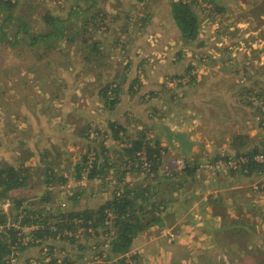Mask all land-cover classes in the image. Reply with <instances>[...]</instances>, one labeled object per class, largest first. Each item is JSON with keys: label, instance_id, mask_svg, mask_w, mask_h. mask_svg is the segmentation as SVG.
Returning <instances> with one entry per match:
<instances>
[{"label": "rangeland", "instance_id": "obj_1", "mask_svg": "<svg viewBox=\"0 0 264 264\" xmlns=\"http://www.w3.org/2000/svg\"><path fill=\"white\" fill-rule=\"evenodd\" d=\"M15 1L13 8L0 7V164H19L18 159L37 150L57 171L66 169L68 176L62 189L63 180L56 181L42 198L44 182L31 178L28 183L33 187L16 196L30 201L27 208L40 209L39 201L47 197L51 198L52 212L63 203V210L68 211L76 201L82 207L90 201L89 208H95V201L104 204L118 196L119 186L144 184L147 191H159L158 198L176 197V207L183 212L192 200L207 201L210 178L226 176L224 171H216V162L227 157L239 161L250 149L259 147L264 152V142L250 143L251 137L264 139V0H197L192 8L199 30L193 41L182 38L172 19L170 5L174 0H96L93 20L99 25L93 28L88 22L87 31L100 41L104 54L99 58L92 52L93 62L83 58L89 48L79 45L82 36L69 44L66 36L70 33L65 32L66 24L71 31L82 27L88 14L83 8L89 0H77L81 7L68 18L67 0ZM215 3L222 12L214 8ZM45 13L64 19L61 36L40 40L31 47L27 45L28 33L43 30L46 20L41 16ZM144 13L151 17L150 23L140 30L139 15ZM8 15L10 19L4 24ZM19 19L29 25L27 32L19 33L15 43H8L16 36ZM120 76L122 83L118 82ZM133 80L137 84L133 83L130 91ZM109 83L124 87L123 93L111 94L110 101H116L111 109L99 93ZM138 84L141 86L136 91ZM258 91L262 98L254 94ZM112 122L123 128L120 133L125 136L146 135L151 145L160 143L163 155L157 172L150 171L152 161L136 154L138 158L131 165L138 169L127 172L130 165L126 164L123 182H118V174L109 175L108 169L93 180L80 182L75 167L84 162V155L92 159L102 148H107L103 152L109 158L118 155L121 145L114 144ZM149 123L150 127H145ZM96 132H100L98 137ZM237 137L244 139L237 141ZM38 160L29 157L24 166L38 171ZM192 169L197 170L196 176L189 173ZM167 176L170 178L165 179ZM256 183H250L251 192L264 199V189L253 190ZM171 186L177 189L170 194ZM12 192L19 194L18 190L9 194ZM72 193L78 194V200ZM210 198L216 201V193ZM232 202L216 203L222 206L223 222L201 216L207 202L200 206V215L181 224L178 233L169 228L171 214L166 213V219L164 213H156L167 227L153 226L139 234L125 254L111 252L109 241L115 229L109 224L108 233L99 230L97 241L91 235L78 239L77 244L66 233L68 237L57 242L46 241V245L43 242L24 250L22 262L33 258L62 264L63 252L73 264H264V208L255 211L256 207L248 209ZM26 203L17 209L10 200L0 199V212L12 220L11 215L27 209ZM226 212L232 217L226 218ZM222 226L229 227L230 236L219 230ZM47 244L55 247L53 255L47 253Z\"/></svg>", "mask_w": 264, "mask_h": 264}, {"label": "trees", "instance_id": "obj_2", "mask_svg": "<svg viewBox=\"0 0 264 264\" xmlns=\"http://www.w3.org/2000/svg\"><path fill=\"white\" fill-rule=\"evenodd\" d=\"M95 2L96 0H89V4L86 5L85 8H83L84 14H86V12L88 14L85 17L86 21L82 23L81 28H76L74 29V31H71L70 28H67V24L65 25V32L70 33V36H66L67 43H77V39L82 36L79 45H81V47L84 46V49L87 47L89 48L90 51L87 49L83 54V58L88 62L91 60L92 62L95 61V58H90L89 56L92 52H96V55L99 58H101V56L104 54V52L100 48V41L94 40V38H92L91 36V32L87 31L91 25H89L88 22L93 23L91 25L93 28H96L99 25V23H96L93 20L94 18L96 19L97 16V14L93 13V5ZM15 3V0H0V7L3 6L13 8ZM197 3V0H174L170 5L172 19L185 41H193L198 36L199 21L192 8V6L196 5ZM65 5L69 7L67 13L65 14V18H68V16L72 14L73 10L78 9L79 6L81 7V3L77 0H67ZM216 5V3L213 4L214 8L222 12L223 9L221 10V8ZM41 17L46 20L44 22L45 25L43 27V30L38 34L28 33L29 39L27 45L31 47L37 44L40 40L48 41L60 38L61 36L59 30L64 26V19L59 18L60 16L57 14L53 16L51 13H45ZM150 18L151 17L146 13H144L143 16L139 15L140 30L146 28V26L150 23ZM8 19H10L9 15L4 19L6 20L4 24L7 23ZM19 21L22 25L20 24L15 38L10 41L8 40V43H10L11 41L15 43L17 41L19 33L27 32V27H29V25L22 21V19H19ZM57 23H60L58 27ZM69 25L70 23H68V27ZM108 30L109 28H105V31ZM21 39L23 42H27L24 37H21ZM128 42L129 39H126V45H128ZM122 81L123 78H121L120 76V80L118 82L122 83ZM113 83L116 82L113 81ZM133 83L137 84V80H133L129 89L130 91ZM140 86L141 85L139 84L135 85L134 89L136 88L137 91ZM122 88L123 86L119 84L109 83L105 88L99 89V93L101 92L100 95L104 99V105L107 108L111 109L116 104L115 100L110 101L111 94L123 93ZM254 94L258 95L257 97L260 98H262L263 95V93L260 91ZM145 98H147V96ZM109 126L112 130V136L115 140L114 144L121 145L119 148L117 147V149L119 150L118 155L116 156V158H109L108 156H106V153L103 152L104 150L107 151V148H102L101 150H99V152H97L96 150V155L93 153V155L95 156H93L92 159L84 155V162L81 165H77L75 167L77 171V177L80 178L79 181L82 179H84L85 181L88 179L93 180L94 178H96V176H100L106 173V169H108L109 175L114 176L115 174H118V182H123V176L126 174V164L130 165V169L127 172L131 173L138 169L131 164H135V160H137L138 158L136 156V153L141 150H144L146 152L147 159L152 161L150 171L155 174L154 172H157L158 166L159 164H161L160 159L163 155L161 152V150L163 149L161 148V146L159 147V143L155 142L153 145H151V139L146 135H141L139 138L133 137L131 135L125 136V133H120L123 128L118 124H114V122H112ZM262 128L264 127L262 126ZM85 133L84 134L87 139H91L89 138V133ZM84 134L82 136H84ZM99 134L100 132H96L97 137L99 136ZM242 139H244V137H237L235 140L240 141ZM256 149L259 150L256 152ZM256 149H250L248 153L245 154V156L249 158L247 163H238V169L236 171H232L233 169L226 170L225 175L227 176L232 174H239L241 172L243 176L254 177L259 184L258 187L264 189V182L261 181L264 180V164L258 163L253 160L251 161L254 155L262 153V149L260 147ZM36 151L37 150L26 154L27 156L25 158L18 159L19 164H0V199L10 200L13 204H15L17 209L21 208L23 202L26 203L25 200L27 201V203L25 204V208H27V205L31 206L29 204L30 201L21 197H13L9 194V192L13 190H19L23 194V188L26 187L27 184H29L28 182L31 178L35 179L36 181L40 178V180L44 182L37 183L38 185L41 183L45 186V190H43L41 198L43 196H47V194H49L51 190H53L52 188H54L53 185H55L54 183L56 181L63 180V184H61V186L66 185V182L68 181V176L65 172L66 169L63 172L57 171L53 163H51L50 161L47 162L42 156H40L42 152L38 154ZM45 151L46 152L43 153L47 154L48 150ZM103 155L104 159L101 160L100 157H102ZM34 156L37 158V160L39 159L38 162H40V164L38 163L39 166L37 167L38 169H41H39L38 171H31L30 168L26 167L27 165L24 166V162L26 161V159ZM122 168L123 171L119 172ZM195 170L196 169H192L189 171V173L192 174L195 172ZM172 173L175 174L176 172ZM260 173H262V175H260ZM85 175H87L88 177L85 178ZM164 178L168 179L170 177L167 176ZM31 186L33 187V185ZM150 187L151 189L155 188V186L153 185ZM177 187L181 188L182 185L177 184ZM170 189H172L170 192L171 194L177 188H173V186H171L169 190ZM153 191H147V189L144 188V184H138L135 186L125 184L118 187V193H120L118 196H113L111 200L106 201L104 204L97 205L98 207L95 206V208L85 209L84 207L77 205L76 201L68 211L63 210V208L65 207V203H63L62 206H59V208L57 207V210H55L54 212H52L53 207L50 201L51 198H43L39 201V204H41L42 206L40 209H22L23 211H21V219H18V215H11L13 216L12 221H15V223L19 226H32V224L36 225L37 229L33 230L32 233L28 235V239L26 236L19 237L14 228L7 229L4 227V229L0 231V264H13L10 261V258L17 255L19 259L17 262H14V264H31L29 261L30 259H26L24 262H22V253L24 250L30 247L35 248L43 242L45 244L46 241L55 240L57 242L62 238L68 237L66 233H71V237H69V239L75 241L77 244L81 238H86L91 235L94 236L93 239L97 238V241L98 237L96 236H99V230L102 229L105 230L104 233L106 231L108 233L111 225L114 227L113 229H115V231L113 232L114 234L110 236L109 241L111 252L113 254H125L131 250L133 242L139 236V234L144 233L153 226L160 227L164 224L163 219L159 218L156 213H162L163 211H165L168 202H170L171 200H176V197H173V195H171V199L158 198V196L160 195L159 191ZM72 194H74L72 198L74 200H78V194ZM140 203H142V205ZM46 204L48 206H46ZM161 206L163 207L161 208ZM146 207H148V209H146ZM5 217L6 215L1 214L0 212V225L6 224ZM65 229L70 231L65 232ZM78 239L79 241L77 242ZM35 240H39V242H36ZM101 244L102 246H104V242H101ZM106 245L107 242H105V246ZM54 249L55 247L49 246V251H47V253H49V255H53L55 253ZM9 255L11 256L7 258ZM61 255L64 256L62 259V264H73L70 261L68 255L65 256L63 252L61 253ZM133 258L136 259L137 256H134ZM35 260H37L40 264H46L38 259ZM53 263H55V261Z\"/></svg>", "mask_w": 264, "mask_h": 264}, {"label": "crops", "instance_id": "obj_3", "mask_svg": "<svg viewBox=\"0 0 264 264\" xmlns=\"http://www.w3.org/2000/svg\"><path fill=\"white\" fill-rule=\"evenodd\" d=\"M122 89L124 91V87ZM152 113H154V112H152ZM151 123H149L145 127H150ZM151 131H153V130H151ZM156 134H157V132H156ZM172 141H177V140L172 139ZM263 142H264L263 138H259L257 140L255 137L250 138L251 145L263 144ZM159 145H160V143H159ZM176 145H178V141H177ZM193 145L195 146L194 143H193ZM195 150H196V147H193V151H195ZM227 154H229V153H227ZM192 174H194L196 176L197 170H195V172ZM254 180H255L254 177H246V176H243L240 174H232V175H227V176H214L213 178H210V181L208 182V183H210L209 184L210 187L208 186V189H209L208 195L209 196H208L206 202H204V201L203 202H201V201L194 202V200H192L190 203H188V204H190L189 207H187L185 210H183V212H179V210L177 209V207H178L177 205L179 203L174 201V200H171L169 203H167V207H166L165 211L162 213H164V215L166 213L171 214L172 220H171V225H169L170 226L169 228H171L172 232L178 233V229L181 226V224L182 223L188 224V221H190V219H192L195 214L200 215V213L202 212L201 207H203L207 202H208V204L206 205V210H204L202 212L203 214L201 216H204V215L208 216L210 221H217L218 223L224 221V216H223V211L221 209L222 206H220L219 204H216L217 202L227 203L229 201H233L232 203L237 202L238 206H239L238 203L244 204V208L250 209V208L256 207L255 211L263 210L264 206H262V205H264V199H262L261 197H257L255 194H253L251 192V189H250V187H251L250 183L253 184ZM261 181L264 182V180H261ZM29 186H30V184H27L26 187L23 188V191H24L23 194L18 190L19 194H17V192H14V194H13V192H12L11 195H13V196L25 195V194H27L26 190L29 188ZM60 186H59V189H62L63 186H61V187ZM29 190H31V189H29ZM205 191H207V190H205ZM214 193H216V197H217L216 201H214L213 199L210 198L211 196L214 197ZM232 195H234V196H232ZM251 195H253V196H251ZM220 197H221V201H218V199H220ZM231 197H232V199H231ZM211 201H214V202H211ZM89 202H88V204L84 205L85 209L89 208V204H90ZM95 204H96V206L100 205V203H97L96 201H95ZM196 204H198V206ZM162 207L163 206H161V208ZM226 215H227L226 218L228 216L232 217L229 212H226ZM18 216H21V214H19ZM165 218L167 219L166 215H165ZM226 218H225V220H226ZM250 219L253 220L252 218H250ZM163 223H164V220H163ZM165 225L166 224L164 223L162 226L167 227ZM224 226H226V225H224ZM224 226H222V228H220L219 230H223L224 235L230 236L231 233L227 230V229H229V227H224ZM214 229L215 228H210L209 231L214 230ZM148 230H150V229H148ZM145 233H147V232L145 231L144 234ZM238 235H240V233L236 234V236H238ZM143 255H144V252L141 251L140 257H142ZM148 255H149V258H151L152 254L148 253Z\"/></svg>", "mask_w": 264, "mask_h": 264}, {"label": "built area", "instance_id": "obj_4", "mask_svg": "<svg viewBox=\"0 0 264 264\" xmlns=\"http://www.w3.org/2000/svg\"><path fill=\"white\" fill-rule=\"evenodd\" d=\"M263 127H264V121H263ZM138 157L141 156V158H147L146 156V152L144 150H141L139 152L136 153ZM243 158H241V160H233V158H230V157H227L226 159H224V162H216L215 163V166H216V171L218 172H221V171H224L226 172V170H231L233 169L232 171H236L238 168V163H247L249 158L246 157L245 155H242ZM256 161L258 163H261V164H264V152L262 153H258L257 155H254L251 159V161ZM223 163V164H222ZM220 164H222V166H219ZM214 165V163L212 164ZM264 173V172H263ZM260 175H262V173H260ZM259 184L256 183L254 185H252V188L253 190H258L259 189ZM19 219H21L19 217ZM7 228V229H10V228H14L15 231L17 232V235L20 237V236H26L27 239L29 238L28 235L30 233H32L33 230H36L37 227L36 225H33L32 226H29V225H22V226H19L18 224L15 223V221H12V220H6V224L5 225H0V231L2 229ZM37 242V241H36ZM19 259L18 255L15 256V257H11L10 258V261L14 264V262H17ZM31 264H40L37 260L35 259H30L29 260ZM58 263H60L59 260H57ZM62 261V260H61ZM43 262V261H42ZM43 263H46V262H43Z\"/></svg>", "mask_w": 264, "mask_h": 264}, {"label": "clouds", "instance_id": "obj_5", "mask_svg": "<svg viewBox=\"0 0 264 264\" xmlns=\"http://www.w3.org/2000/svg\"><path fill=\"white\" fill-rule=\"evenodd\" d=\"M18 219H19V216H18ZM68 235H70V237H71V233H68Z\"/></svg>", "mask_w": 264, "mask_h": 264}]
</instances>
